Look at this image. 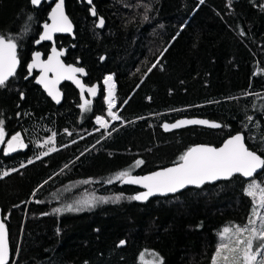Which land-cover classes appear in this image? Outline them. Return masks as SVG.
<instances>
[{
  "label": "trees",
  "instance_id": "16d2710c",
  "mask_svg": "<svg viewBox=\"0 0 264 264\" xmlns=\"http://www.w3.org/2000/svg\"><path fill=\"white\" fill-rule=\"evenodd\" d=\"M55 1L0 0V36L16 43L19 61L0 86V126L3 142L19 134L26 143L11 155L0 148L8 264H141L145 251L162 264H211L221 231L245 224L247 182L264 184V170L145 203L116 176L174 165L192 146L218 147L237 133L264 158V0H63L75 39L56 45L99 88L84 116L71 86L55 106L29 69L33 53L48 52L38 38ZM107 75L120 118L108 136L93 124L106 116ZM190 120L220 127H164ZM49 137L55 150L36 159ZM82 197L92 207L56 211Z\"/></svg>",
  "mask_w": 264,
  "mask_h": 264
},
{
  "label": "snow or ice",
  "instance_id": "6c2138e0",
  "mask_svg": "<svg viewBox=\"0 0 264 264\" xmlns=\"http://www.w3.org/2000/svg\"><path fill=\"white\" fill-rule=\"evenodd\" d=\"M203 2V0H201ZM33 4H39L40 0H32ZM91 3V0H89ZM93 15H96L93 9ZM52 24L44 25V34L41 36L42 40H51L54 32H69L71 31V23L67 16L63 12V0L56 5V8L52 12ZM104 20H99V25L103 26ZM16 43L12 42L9 38L6 42L5 38L0 36V86L5 85V82L9 76L15 74V68L18 64L16 57ZM62 52H57L55 48L52 49V56L48 58L46 62L40 60V53L35 54L34 62L29 66V69L40 67L44 75L39 79V83H42L48 90L49 95H52L54 99L59 102V92L55 90V84L60 79H71L77 83L81 90L84 91V85L79 80L75 79L76 73H82V68L65 67L59 60ZM155 66V65H153ZM48 72H55L57 79L55 81H49L47 79ZM112 77L109 76L105 80V84L108 85V104H109V115L113 116V119H118L111 112V108L114 107L113 103V92L115 85L111 83ZM93 96L96 94L95 88L87 89ZM89 101L85 100L82 107L87 110ZM97 123L101 127H107V122L102 117H97ZM205 124L209 127L219 128L220 125L216 123H210L208 121L191 120V121H180L171 126L164 125L165 129L169 127H181L184 124ZM2 125V122H0ZM3 127L0 126V143L3 142L4 138ZM52 141H49L51 143ZM18 146H23L19 134L13 136L11 141L8 143L9 151H15ZM53 151L55 149H52ZM48 153H44L47 155ZM181 163L172 168H167L162 171H158L149 176L133 177L130 172L123 171L117 174L116 179L121 180L127 184H139L142 185L146 192L131 197L135 200H146L149 196L159 194H166L169 192H176L187 185H201L206 181H214L221 178H230L232 175L239 173L244 177H252L258 169H264V158L257 155L255 151L249 150L245 146L244 137L240 134L233 136L229 139L222 148L212 147H194L191 148L187 153L180 157ZM143 163V161H137V164ZM7 175V173H5ZM111 182V181H109ZM260 189L261 195V206L264 207V188H260L259 184L250 183L248 186V195L254 196L256 190ZM116 199H119L117 197ZM68 211L74 210L71 206L68 207ZM79 211L80 209H75ZM57 212L61 211L56 209ZM255 215V210H253ZM264 221V217H258ZM249 224L254 225L255 221L249 220ZM226 234L231 233L230 229H225ZM247 233V235H245ZM230 243L222 244L218 249L216 256L220 257L221 252L227 249L231 254L232 264H264V255L260 251H254V241H259L257 248L264 249V223L259 227H237L235 233H231L228 237ZM124 242L121 241V244ZM261 256L260 260L257 257ZM9 249H8V234L7 229L3 221H0V264H8ZM225 261L229 260V256H224ZM162 264V261L160 262ZM214 264L216 262L214 261Z\"/></svg>",
  "mask_w": 264,
  "mask_h": 264
},
{
  "label": "water",
  "instance_id": "95a60500",
  "mask_svg": "<svg viewBox=\"0 0 264 264\" xmlns=\"http://www.w3.org/2000/svg\"><path fill=\"white\" fill-rule=\"evenodd\" d=\"M82 1H84V3H85L86 5H88V6H91V5H92V0H91V3H89V0H82ZM56 5H57V4H54V5L51 7V9H50V11H49V13H48V15H47V22H46V24H49V25L52 24L51 16H52V12H53V10L56 8ZM63 12H64V15L67 16L68 20H69L70 23H71V31H69V32H54V33L52 34V39H51V40H42V39H41V36H43L44 31H45L44 26H43V27H42V30H41V33H40V35H39L38 41H39V43L49 44V45H50V49H49L48 54H47L46 57H44V56L40 53V60L43 61V62H46V61L48 60V58L52 56V49L55 48L57 52H62V53H63L61 56H59V60L61 61V63H62L65 67H69V66H70V67H74V68H82V69L84 70L82 73H76V74H75V79H76V80H79L80 83L83 84V80H82V79L85 78V77L87 76V75H86V70H85L83 67H81V66H77V65H73V64H69V65L65 64V63L63 62V60H62V58H63V56H64V50L59 49V48L57 47V45H56V41H55V39H56V37H59V36L70 37L72 40L75 39V35H74L75 28H74V25H73L72 21L70 20L69 16L67 15L64 6H63ZM5 40H6V39H5ZM6 42H7V40H6ZM36 53H37V52H35V53H33V54L31 55V61H30V64H32V63L34 62L35 54H36ZM16 57H17V56H16ZM17 60H18V58H17ZM18 64H19V61H18ZM18 64H17V66H16V68H15V71H16V69L18 68ZM32 70H33V72L36 74V76H35V78H34V80H33V83H34L37 87H39V88L41 89V91L45 94V96H46V97H47V98H48V99H49V100H50L55 106H59V105L62 103V101H63V92L61 91V86H62L64 83H68V84L72 85V86H73V87H74V88L80 93V96H83L84 92H88V94L92 96V94H91L89 91H87V89H89V88L86 87L84 84H83V85H84V89H85V90L82 91V90H81V87H80L77 83H75L74 80H71V79H60L59 82L55 84V90H56L57 92H59V102H57V100L54 99L52 95H49V92H48V90L45 88V86H44L42 83H39V82H38L39 79H40V77H41L42 75H44V73H43V71L41 70V68H40V67H35V68H32ZM12 76H13V75H12ZM12 76H9V77L7 78V80H8L9 78H11ZM47 79H48L49 81H55V80L57 79L56 73H55V72H48V73H47ZM7 80H6V81H7ZM123 126H124V125H123ZM237 134H240V135H242V136L244 137V135H243L242 133H237ZM237 134H234V135L228 137L227 139H225V140L221 143V145L218 146V147H214V146H211V145H205V144H197V145L192 146L191 148H194V147H212V148H217V149H219V148H222V147L224 146V144H225L229 139H231L233 136H235V135H237ZM105 138H106V137H105ZM10 141H11V139L8 140V141L6 142L5 147H4V151H5L7 154H9V155L14 154V153H16V152L19 150V146H18V147L16 148L15 151H9V149H8V143H9ZM2 143H3V142H2ZM2 143H0V147L2 146ZM244 143H245V146L248 147L247 144H246V141H245V137H244ZM191 148H190V149H191ZM190 149H189V150H190ZM189 150H188V151H189ZM249 150H250V149H249ZM188 151H187V152H188ZM187 152H186V153H187ZM257 155H259V154H257ZM261 158H263V157L261 156ZM179 163H181V161H179L178 163H176V164H174V165H171V166H168V167H165V168H162V169H157V170H155V171H153V172H150V173H147V174H143V175H131V176H133V177L149 176V175H152V174L155 173V172L162 171V170L167 169V168L175 167V166H177ZM263 170H264V169H258L257 172H256L252 177H244V176H242L241 174L236 173V174L232 175L230 178H226V179H225V178H221V179H217V180H214V181H206V182H204L203 184H201V185H199V186H197V185H187V186H185L184 188H181V189H179V190L176 191V192H169V193H166V194H159V193H157V194H155V195L149 196L146 200H135V199H134V200H135V202H137V203H145L146 201H148L149 199H152V198H163V197H169V196L177 195V194L183 192L184 190H186V189H188V188L201 187V186H204V185H210V184H214V183H218V182L228 181L229 179H231V178L234 177V176H240L242 179H244V180H248V179H252L253 177H255V176L261 174V173L263 172ZM121 182H122V184H123L124 186H129V187H133V188L138 189L139 192H138L136 195H139V194L144 193V192L147 191V189H145L142 185H139V184H127V183H124L123 181H121ZM136 195H134V196H136ZM0 221H3L1 208H0ZM6 229H7V228H6ZM7 234H8V231H7ZM123 242H124V241H123ZM124 245H125V243H123V244L120 243V244H119L120 247H123ZM8 249H9L8 263H9V261H10V255H11V253H10V245H9V237H8Z\"/></svg>",
  "mask_w": 264,
  "mask_h": 264
},
{
  "label": "rangeland",
  "instance_id": "374dc122",
  "mask_svg": "<svg viewBox=\"0 0 264 264\" xmlns=\"http://www.w3.org/2000/svg\"><path fill=\"white\" fill-rule=\"evenodd\" d=\"M41 1L42 0H40V2ZM58 3H60V0H56L55 1V4H58ZM254 74L256 76L262 75V71L256 66ZM113 80H114V78H113ZM107 87H108V85H107ZM115 103H116V101H115ZM103 104H104V102H103ZM111 112L113 114H115L116 116H118L117 108H115ZM97 116L102 117V118L105 119V121L107 122V127L108 128L107 127H101V125L99 126V123H97ZM97 116L93 119L94 127L96 128L97 131L103 130L105 132L106 136H108L110 134V131H109L110 130V125L113 122L120 121V118L113 119V116L109 115L107 110H106V116H101V115H97ZM188 124H190V123H188ZM53 140H54V137H49L47 139H44V140L40 141V145H39V149H38V156H37L36 159L43 158L44 156H46V155H44V153H46V152L48 154L53 152L52 149H55L54 148V144H53L54 143ZM49 141H52V142L49 143ZM22 144H23V146H21L20 149L21 150H25L26 149V143H25L24 140H23ZM5 173H7V172H3L2 175H5ZM253 182L256 183V184H259L260 188H264V184H262L261 182L256 181L255 179L250 180V181L247 182V185H246V188H245L246 195H248V186H249V184L253 183ZM261 195H262V193H261L260 189L256 190V193H255L254 196H249L248 195V197L251 200V210H250L249 216L247 217V220H246V222H245V224L243 226H236V227H230V228H225V229H230L231 233H235L237 227H248V228H251L253 226L259 227L262 223H264V221H262L261 219L258 218V217H264V207L261 206ZM69 206H71L74 210L68 211L67 209H68ZM90 207H92L91 206V201L88 198L82 197V198L76 199L73 202H69L68 204L61 205L60 208H59L61 211H59V213H63V212L64 213L65 212L75 213V212H78L77 210H75L77 208H79L81 210L83 208L87 209V208H90ZM253 210H255V213H256L255 215L253 214ZM250 219L255 221L254 225L249 224V220ZM225 229H223L221 231L220 235H219L218 244H217L215 253H214L213 257H212L211 264H214V261L216 262V264H232L231 254L228 252L227 249H224L221 252V256L220 257L216 256V253H217L218 249L220 248V246L222 244L230 243V239L228 237L231 235V233L226 234L224 232ZM245 235H247V233H245ZM259 243H260L259 241H254V251L258 250V251H260L262 253V255H264V249H260V248L256 247V245H259ZM226 255L229 256V260L228 261H225L223 259V257L226 256ZM260 259H261V256H258L257 260H260ZM140 260H141V264H160V262H161V258L159 256H157L155 253H153L152 251L143 252L142 255H141V259Z\"/></svg>",
  "mask_w": 264,
  "mask_h": 264
},
{
  "label": "flooded vegetation",
  "instance_id": "af4514ba",
  "mask_svg": "<svg viewBox=\"0 0 264 264\" xmlns=\"http://www.w3.org/2000/svg\"><path fill=\"white\" fill-rule=\"evenodd\" d=\"M54 5V4H53ZM52 5V6H53ZM51 6V7H52ZM51 9V8H50ZM50 11V10H49ZM49 45V44H48ZM49 49H50V45H49ZM49 49H48V51H49ZM63 50V49H62ZM40 53V52H39ZM47 54H48V52H47ZM47 54L46 55H43L44 57H46L47 56ZM64 55H65V50H64ZM63 58H64V56H63ZM63 58H62V60H63ZM63 62L65 63V64H67V65H69L70 63H66L64 60H63ZM31 65V64H30ZM74 65V64H73ZM78 66V65H77ZM31 71L33 72V70H32V68H31ZM34 73V72H33ZM35 74V73H34ZM86 75H87V72H86ZM35 76H36V74H35ZM35 76H34V78H35ZM86 79H87V76L85 77V78H83L82 80H83V84L86 86V87H88V88H95L96 89V94L93 96H91V95H89L88 94V92H84V94H83V96H80V93L72 86V85H70V84H68V83H64L62 86H61V91L63 92V99H64V85H69V86H71L73 89H74V91L76 92V95H77V102H78V105H77V108H78V110H79V114H80V116H84L86 113H89L91 110H92V107H93V103H94V100L97 98V96L99 95V88L97 87V85L96 84H94V85H91V84H88L87 83V81H86ZM85 100H87V101H89L90 103H89V105H88V107H87V110H85V108L84 107H82L83 105H84V101ZM61 105V104H60ZM12 137H9L8 139H6L3 143H2V146L0 147V148H2V150L4 151V147H5V144H6V142L8 141V140H10ZM20 147L21 146H19V149H20ZM5 152V151H4Z\"/></svg>",
  "mask_w": 264,
  "mask_h": 264
},
{
  "label": "built area",
  "instance_id": "2783aa9c",
  "mask_svg": "<svg viewBox=\"0 0 264 264\" xmlns=\"http://www.w3.org/2000/svg\"><path fill=\"white\" fill-rule=\"evenodd\" d=\"M109 76H111V75H107L106 77H105V79H107ZM112 77V81H114L113 80V76H111ZM104 79V80H105ZM104 82V81H103ZM103 86H104V83H103ZM105 87V86H104ZM106 97H107V89H106V87H105V96H104V105H105V108H106V110H107V112L109 113V104L107 103L106 104ZM107 101H108V97H107ZM116 108V103H115V98H114V107L111 109V111H113L114 109ZM97 117H99V116H97ZM104 119V118H103ZM105 120V119H104ZM99 126H100V124H99ZM108 128V127H107ZM106 128V129H107Z\"/></svg>",
  "mask_w": 264,
  "mask_h": 264
},
{
  "label": "bare ground",
  "instance_id": "6f19581e",
  "mask_svg": "<svg viewBox=\"0 0 264 264\" xmlns=\"http://www.w3.org/2000/svg\"><path fill=\"white\" fill-rule=\"evenodd\" d=\"M111 83H113V81H111ZM113 84H114V83H113ZM105 87H106V89H107V97H108V99H109L107 84H105ZM107 97H106V104L108 103V101H107ZM114 98H115V87H114V92H113V103H114ZM112 108H113V107H112ZM112 108H111V109H112Z\"/></svg>",
  "mask_w": 264,
  "mask_h": 264
}]
</instances>
